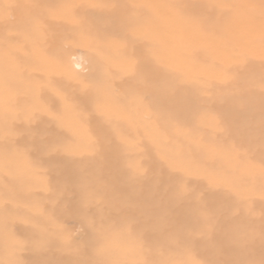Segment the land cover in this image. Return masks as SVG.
<instances>
[{
	"label": "rangeland",
	"instance_id": "obj_1",
	"mask_svg": "<svg viewBox=\"0 0 264 264\" xmlns=\"http://www.w3.org/2000/svg\"><path fill=\"white\" fill-rule=\"evenodd\" d=\"M0 264H264V0H0Z\"/></svg>",
	"mask_w": 264,
	"mask_h": 264
}]
</instances>
